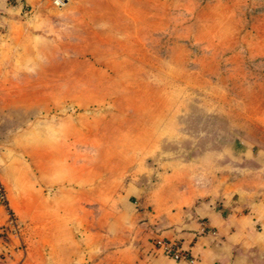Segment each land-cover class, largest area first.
Instances as JSON below:
<instances>
[{
	"label": "rangeland",
	"instance_id": "1",
	"mask_svg": "<svg viewBox=\"0 0 264 264\" xmlns=\"http://www.w3.org/2000/svg\"><path fill=\"white\" fill-rule=\"evenodd\" d=\"M6 3L3 262L114 257L158 216L264 187V0Z\"/></svg>",
	"mask_w": 264,
	"mask_h": 264
},
{
	"label": "crops",
	"instance_id": "2",
	"mask_svg": "<svg viewBox=\"0 0 264 264\" xmlns=\"http://www.w3.org/2000/svg\"><path fill=\"white\" fill-rule=\"evenodd\" d=\"M6 2L0 0V26L20 16V8ZM8 207L0 205V256L3 238L10 237L5 228ZM201 221L213 229V235L199 232ZM145 225L131 246L89 264H264V187L250 193L209 194ZM157 238L177 243L187 258L175 261L164 256L154 247ZM0 264L8 263L0 259Z\"/></svg>",
	"mask_w": 264,
	"mask_h": 264
},
{
	"label": "built area",
	"instance_id": "3",
	"mask_svg": "<svg viewBox=\"0 0 264 264\" xmlns=\"http://www.w3.org/2000/svg\"><path fill=\"white\" fill-rule=\"evenodd\" d=\"M68 0H51V3L55 7H62L67 4ZM0 205H6V198L0 183ZM14 222L12 220L11 215L8 214L7 222H6V232L12 231L14 228ZM199 232L201 234H210L213 235L214 231L211 227L207 225L206 222L201 221L199 223ZM154 247L156 250L160 251L164 256L169 257L175 261H179L182 259H186L187 256L184 251L180 249V246L175 242H169L164 238H157L154 242Z\"/></svg>",
	"mask_w": 264,
	"mask_h": 264
}]
</instances>
